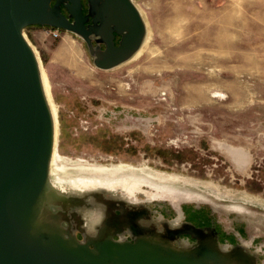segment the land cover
I'll return each instance as SVG.
<instances>
[{
  "label": "rangeland",
  "instance_id": "rangeland-1",
  "mask_svg": "<svg viewBox=\"0 0 264 264\" xmlns=\"http://www.w3.org/2000/svg\"><path fill=\"white\" fill-rule=\"evenodd\" d=\"M133 2L148 44L110 70L94 65L76 34L54 40L47 27L25 31L58 109L60 155L198 183L187 192L213 205L222 229L244 233L226 212L239 208L252 224L247 236L264 233V0ZM233 153L243 155L241 169ZM203 183L232 197L219 200Z\"/></svg>",
  "mask_w": 264,
  "mask_h": 264
},
{
  "label": "water",
  "instance_id": "water-1",
  "mask_svg": "<svg viewBox=\"0 0 264 264\" xmlns=\"http://www.w3.org/2000/svg\"><path fill=\"white\" fill-rule=\"evenodd\" d=\"M86 3L84 15L83 0H0V264H258L239 247L226 254L215 238L181 251L162 238L163 244L145 238L120 243L105 235L91 248L76 236L80 219L51 212L88 205L82 202L86 194L58 205L49 186L55 124L26 29L49 27L80 36L102 70L127 62L147 34L133 0ZM94 40L105 49L94 48ZM65 220L70 225L63 227Z\"/></svg>",
  "mask_w": 264,
  "mask_h": 264
},
{
  "label": "bare ground",
  "instance_id": "bare-ground-1",
  "mask_svg": "<svg viewBox=\"0 0 264 264\" xmlns=\"http://www.w3.org/2000/svg\"><path fill=\"white\" fill-rule=\"evenodd\" d=\"M148 41L149 37L146 34L139 51L136 52L127 62L134 61L138 58L148 44ZM30 45L39 60L43 87L55 124V145L50 163L49 186L53 191L55 190L57 192L58 201L56 204L58 205L63 203V200L71 199L73 195H75L73 197L74 199L77 197L76 194H86L82 195V199H85V202L83 200L82 202L83 204L85 203V205H88L85 207L78 205L74 209L68 211H64L62 209L63 206H61L60 209L57 208L51 212L54 213V211H59V214L63 213L65 216L70 214L73 218H76V220L80 219L81 225L79 231L83 233L84 237L82 242L87 243L97 240L104 231L103 228H105L106 221L110 219H117L121 223L124 222L122 221L123 219L120 220L121 217L114 216V211L118 207V204L131 206V204L135 205L143 203L144 201L140 200V197H146L147 201L160 199L169 200L172 203H177L179 198L195 199L194 195L187 192L188 188H198L200 185L182 177L172 176L163 172H155L147 166L137 168L134 165L126 163H121L119 165L90 164L85 163L84 160H70L69 158L60 155L58 144L60 134L58 109L49 92V85L40 61L39 52L31 43ZM241 156L243 155H235L233 153V159L239 169L245 166V164L240 162V160H242ZM202 187L219 200H227L232 197L229 193L225 192V189V193H222L220 192L222 189L219 191L218 188L210 183H203ZM145 188H148L151 191L145 190ZM95 194L97 195L94 196ZM244 201L250 205L253 204V201L250 200V198H246ZM113 207H115L114 210ZM118 208L120 209V207ZM236 210L241 209L236 208ZM124 212H126V210ZM149 220L142 221V223L136 227L137 233L134 237H136V240L139 238H145L151 242L158 244L162 243L163 241L160 240L162 232L154 227L153 222ZM62 225L64 227L70 224L65 220ZM174 225L175 224H171V226ZM198 237V242L196 244L189 245L187 243H181L179 246H176L177 250L185 251V249L194 248L196 245L201 244L202 241L214 240L211 233L206 236L198 235ZM121 238L126 241L123 235H121ZM220 247L226 252V254H229V251L233 249L223 245H220ZM242 249H244V251L246 250L244 247ZM250 254L251 258H255L254 254Z\"/></svg>",
  "mask_w": 264,
  "mask_h": 264
},
{
  "label": "flooded vegetation",
  "instance_id": "flooded-vegetation-1",
  "mask_svg": "<svg viewBox=\"0 0 264 264\" xmlns=\"http://www.w3.org/2000/svg\"><path fill=\"white\" fill-rule=\"evenodd\" d=\"M55 3L56 1H53L52 6ZM83 5V14L86 15V0H83ZM61 11L70 22L74 23V19L69 18V13L63 5L61 6ZM90 23L91 21L87 23V25ZM47 28L51 29L49 27ZM120 39V37L116 36V46L119 45ZM101 49L104 50L105 46L101 45ZM145 190L151 191L148 188H145ZM196 198L198 197H195V199ZM140 200L144 202L135 205L131 204V206L118 204L120 209L118 207L115 209L114 216L121 217L120 220L123 219L122 221L124 222L121 223L117 219L106 221L105 228H103L104 231L98 239L87 242L90 247L94 248L93 243L100 241L105 235L111 236L115 241H120L121 235H123L126 241L135 243L136 237L134 236H136L137 233L136 227H138L142 221L150 219L153 222V226L162 232V240L174 246H179L181 243H187L189 245L196 244L199 238L198 235L206 236L211 233L212 237L217 239L220 245L229 248L244 247L248 252L255 255L258 264H264V233L256 234L252 237L247 236L252 224L251 221L243 215L242 209L236 210V208H226L227 215L234 213L237 216V218L232 221L234 226L237 224L243 226L242 223H244V233L242 234L237 231L238 234H236V229H233L231 232H226L221 228L222 222L217 220L213 205L209 204L206 200L196 201L194 199L179 198L177 203L160 199L147 201L146 197H140ZM195 202L197 203L195 204ZM114 208L115 207H113V210ZM125 210L126 212H124ZM250 217L253 216L251 215ZM177 223L179 227L171 226V224ZM257 224L264 230V217L259 218ZM81 236L83 240V233Z\"/></svg>",
  "mask_w": 264,
  "mask_h": 264
},
{
  "label": "built area",
  "instance_id": "built-area-1",
  "mask_svg": "<svg viewBox=\"0 0 264 264\" xmlns=\"http://www.w3.org/2000/svg\"><path fill=\"white\" fill-rule=\"evenodd\" d=\"M62 32L63 31L60 29L51 28L49 29L48 34L52 39L57 40L61 38Z\"/></svg>",
  "mask_w": 264,
  "mask_h": 264
},
{
  "label": "clouds",
  "instance_id": "clouds-1",
  "mask_svg": "<svg viewBox=\"0 0 264 264\" xmlns=\"http://www.w3.org/2000/svg\"><path fill=\"white\" fill-rule=\"evenodd\" d=\"M174 227H179V224H178V223L175 224ZM119 242H120V243H123V242H124L123 238H121Z\"/></svg>",
  "mask_w": 264,
  "mask_h": 264
}]
</instances>
